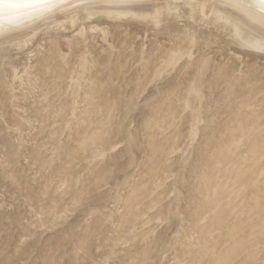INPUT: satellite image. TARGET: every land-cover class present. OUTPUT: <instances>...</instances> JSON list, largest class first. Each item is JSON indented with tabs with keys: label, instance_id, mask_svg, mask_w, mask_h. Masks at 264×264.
<instances>
[{
	"label": "rangeland",
	"instance_id": "rangeland-1",
	"mask_svg": "<svg viewBox=\"0 0 264 264\" xmlns=\"http://www.w3.org/2000/svg\"><path fill=\"white\" fill-rule=\"evenodd\" d=\"M229 3L0 34V264H264V14Z\"/></svg>",
	"mask_w": 264,
	"mask_h": 264
},
{
	"label": "snow or ice",
	"instance_id": "snow-or-ice-1",
	"mask_svg": "<svg viewBox=\"0 0 264 264\" xmlns=\"http://www.w3.org/2000/svg\"><path fill=\"white\" fill-rule=\"evenodd\" d=\"M63 4V0H0V21L7 19L9 21H18L22 17L29 19H39L51 14L55 9ZM229 7L247 10L259 9L264 13V0H230ZM20 9H27V12L21 13ZM260 21L264 24V15L260 17ZM264 49V33L261 34L256 45Z\"/></svg>",
	"mask_w": 264,
	"mask_h": 264
},
{
	"label": "bare ground",
	"instance_id": "bare-ground-1",
	"mask_svg": "<svg viewBox=\"0 0 264 264\" xmlns=\"http://www.w3.org/2000/svg\"><path fill=\"white\" fill-rule=\"evenodd\" d=\"M73 0H63V4L61 5V6H65V5H68L69 3H71ZM87 1H90V0H87ZM105 1H109V0H105ZM111 1H121V0H111ZM246 2H248V0H246ZM252 2H254V0H252ZM187 5H188V3H187ZM256 10H258L259 11V9H256ZM21 13H24V12H27L28 10L27 9H20L19 10ZM63 11H65V10H63ZM60 12H62V11H60ZM262 14H264V13H262ZM51 15H46V16H44L43 18H39V19H29V18H27V17H22L20 20H18V21H15V22H13V21H9V20H7V19H4L3 21H0V34H3V33H5V32H8V31H10V30H13V29H15V28H19V27H21V26H23V25H27V24H29V25H27V27L28 26H30V25H32V24H35V23H37V22H39V21H41V20H43V19H46L47 17H50ZM262 16V15H261ZM220 20H222V19H220ZM227 24H229V21H225ZM24 28H26V26L25 27H23V28H19V29H17V30H21V29H24ZM236 28V27H235ZM238 32V31H237ZM235 33V32H234Z\"/></svg>",
	"mask_w": 264,
	"mask_h": 264
}]
</instances>
